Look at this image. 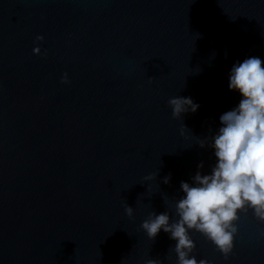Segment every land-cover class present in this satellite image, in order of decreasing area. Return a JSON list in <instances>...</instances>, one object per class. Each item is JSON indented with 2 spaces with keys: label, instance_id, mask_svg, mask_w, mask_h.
Listing matches in <instances>:
<instances>
[{
  "label": "water",
  "instance_id": "1",
  "mask_svg": "<svg viewBox=\"0 0 264 264\" xmlns=\"http://www.w3.org/2000/svg\"><path fill=\"white\" fill-rule=\"evenodd\" d=\"M249 56L264 60V0H0V264H176L140 225L175 219L181 181L210 172L199 142ZM173 96L199 108L174 118ZM237 225L227 260L195 231L193 255L264 264V224Z\"/></svg>",
  "mask_w": 264,
  "mask_h": 264
},
{
  "label": "clouds",
  "instance_id": "2",
  "mask_svg": "<svg viewBox=\"0 0 264 264\" xmlns=\"http://www.w3.org/2000/svg\"><path fill=\"white\" fill-rule=\"evenodd\" d=\"M36 40H43V36ZM39 52L40 48L34 47L33 53ZM62 82H68L67 74ZM228 89L239 94L238 104L220 115V127L210 142H199L201 147L207 143L213 150L215 163L210 172L197 171L191 182L181 181L182 195L172 204L175 219L169 211L151 212L140 225L152 240L161 230L169 234L175 241L172 250L176 264H212L193 255V231L211 241L227 260L233 252L241 212L251 210L257 222L264 224V60L249 56L233 63ZM168 104L174 118L199 108L191 97L173 96ZM184 131L182 124L181 134ZM197 168H203V162ZM169 179L165 177L164 183ZM125 212L131 217L133 208L127 205ZM146 264L161 261L148 259Z\"/></svg>",
  "mask_w": 264,
  "mask_h": 264
}]
</instances>
